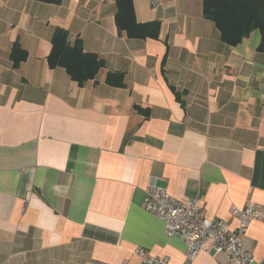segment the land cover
Returning a JSON list of instances; mask_svg holds the SVG:
<instances>
[{
	"label": "crops",
	"instance_id": "0c3cea01",
	"mask_svg": "<svg viewBox=\"0 0 264 264\" xmlns=\"http://www.w3.org/2000/svg\"><path fill=\"white\" fill-rule=\"evenodd\" d=\"M133 7L161 23L158 38L119 33L116 0H0V264H143L139 248L183 264L181 239L143 205L151 176L233 228V207L264 206L259 30L229 45L202 0ZM56 28L104 61L93 79L49 66ZM15 42L27 53L16 67ZM243 247L264 264V221ZM225 262L201 252L191 264Z\"/></svg>",
	"mask_w": 264,
	"mask_h": 264
},
{
	"label": "trees",
	"instance_id": "16d2710c",
	"mask_svg": "<svg viewBox=\"0 0 264 264\" xmlns=\"http://www.w3.org/2000/svg\"><path fill=\"white\" fill-rule=\"evenodd\" d=\"M59 4L61 0H39ZM203 17L212 21L220 32V39L229 45H237L254 30L261 34L259 50L264 49V0H202ZM114 22L119 33L128 38H158L161 23L158 20L139 22L135 17L133 0H116ZM27 56L18 42L10 49L13 66H18ZM51 68L63 67L70 78L79 85L93 79L104 61L96 53L83 49L82 42L76 38L71 45L68 32L56 28L51 38V48L47 57ZM107 84L123 86L124 75L108 72ZM147 113V112H145Z\"/></svg>",
	"mask_w": 264,
	"mask_h": 264
},
{
	"label": "built area",
	"instance_id": "2783aa9c",
	"mask_svg": "<svg viewBox=\"0 0 264 264\" xmlns=\"http://www.w3.org/2000/svg\"><path fill=\"white\" fill-rule=\"evenodd\" d=\"M157 3V0H152ZM145 209L160 219L164 233L168 237L176 236L185 246L183 264H191L201 252L211 256L225 253L223 264H251L253 257L244 249V234L247 225L252 220L264 221V206L248 204L233 207L231 214L236 220V226L222 219L211 220L200 213L199 200L190 198L178 200L167 189L155 184L151 176L143 199ZM143 264H168L165 259L148 255L145 250L137 249Z\"/></svg>",
	"mask_w": 264,
	"mask_h": 264
}]
</instances>
